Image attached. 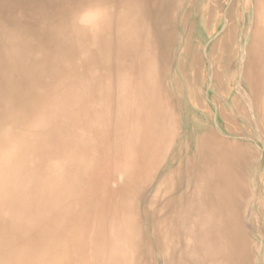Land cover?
<instances>
[{
    "label": "bare ground",
    "instance_id": "obj_1",
    "mask_svg": "<svg viewBox=\"0 0 264 264\" xmlns=\"http://www.w3.org/2000/svg\"><path fill=\"white\" fill-rule=\"evenodd\" d=\"M171 1L0 0V264H264V0H191L178 109Z\"/></svg>",
    "mask_w": 264,
    "mask_h": 264
},
{
    "label": "rangeland",
    "instance_id": "obj_2",
    "mask_svg": "<svg viewBox=\"0 0 264 264\" xmlns=\"http://www.w3.org/2000/svg\"><path fill=\"white\" fill-rule=\"evenodd\" d=\"M191 0H172L171 4L168 3V6L170 4L169 12H166L164 14V23L168 22V29L166 31V34L170 35L171 37V45L169 43L164 47V54L165 56L158 59V64L160 65V79L164 82V87L167 88V90L170 91V93L173 95V97L176 98V100L173 99V103L176 105L178 109V103L177 101L178 94H176L175 89L173 88V84L175 80L177 79V76L180 72L179 64L180 61H183V69L181 73L179 74L182 79L189 80L190 77L194 74L195 70V52L194 56H192L193 49L191 51V55L186 57L185 51L187 48H192L194 43L196 42L195 33L198 35L197 28L194 26V15L190 12V5ZM233 0H223V6L221 8H218L216 11H212V13L207 14V28L205 30V33H210V31L214 34L213 37H218L220 33H222V29H224L226 22H223L221 20V17L224 13H227L230 9V6L232 5ZM252 0H241V11L239 12V15L243 17V23H242V30L241 33L245 34L247 33L248 24L250 25V21L253 20L254 12L251 6ZM185 4V6H184ZM225 5V6H224ZM166 5V7L168 8ZM249 6L250 11L248 12L247 7ZM165 7V8H166ZM181 7V8H180ZM183 8V9H182ZM181 10V11H179ZM168 13V14H167ZM178 17V18H177ZM252 17V18H251ZM167 18V19H166ZM176 20H178L176 22ZM249 21V22H248ZM217 25V26H216ZM203 29V28H202ZM216 31V33H215ZM181 32V33H180ZM218 32V33H217ZM178 35V36H177ZM197 37V36H196ZM195 38V39H194ZM243 38V35L240 37ZM244 39V38H243ZM194 41V42H193ZM176 44V46H175ZM203 49H207V44L203 42ZM180 47V48H179ZM175 55V56H174ZM176 57V58H175ZM241 61V58L239 62ZM205 64L207 65L208 62L205 60ZM177 66V67H176ZM176 69V70H175ZM169 86V88H168ZM173 92V93H172ZM235 92L237 95H239L237 87L235 88ZM181 103V102H180ZM176 109V110H177ZM177 114L182 116L184 112H182V108L178 111ZM175 132L172 129H176ZM170 130L168 131L167 137H169L168 140H170V143L173 145H169L173 148H178L181 145H188L190 142L186 139L187 135L185 132V129L182 128V125L179 123L175 127L171 126L169 127ZM179 132V134H176V132ZM184 139V140H183ZM172 148V149H173ZM170 148L168 147V150ZM171 149V150H172ZM259 150V160L260 165H262V162L264 161V147L259 144V147L257 148ZM171 151L169 150V153ZM261 157V158H260ZM262 171V170H261ZM113 172V171H111ZM262 173V172H261ZM264 175V173H263ZM261 183H264V177L261 181ZM151 187L146 192L152 191ZM257 192L260 191L262 194H264L263 189L260 187H256ZM147 199V198H146ZM145 199V201H147ZM144 201V198L143 200ZM259 252V251H258Z\"/></svg>",
    "mask_w": 264,
    "mask_h": 264
}]
</instances>
